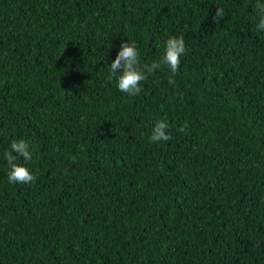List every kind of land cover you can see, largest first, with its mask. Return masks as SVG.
Wrapping results in <instances>:
<instances>
[{
  "label": "trees",
  "instance_id": "1",
  "mask_svg": "<svg viewBox=\"0 0 264 264\" xmlns=\"http://www.w3.org/2000/svg\"><path fill=\"white\" fill-rule=\"evenodd\" d=\"M256 2L0 0V264H264ZM169 36L187 49L175 86L164 66L121 93V41L150 64ZM14 139L31 184L7 180Z\"/></svg>",
  "mask_w": 264,
  "mask_h": 264
},
{
  "label": "clouds",
  "instance_id": "2",
  "mask_svg": "<svg viewBox=\"0 0 264 264\" xmlns=\"http://www.w3.org/2000/svg\"><path fill=\"white\" fill-rule=\"evenodd\" d=\"M255 9L256 16L258 17L256 29L257 31H264V3L257 0ZM225 14V8L217 6L215 16L213 17L214 22H219ZM186 51L182 36H169L164 41V50L160 59L158 61L154 60L150 64H142L135 41H121L117 55L109 66L111 78L121 93H125L128 96H137L141 93V83L147 79V76L167 66L172 73L168 78V83L175 86L174 76L179 71L180 58ZM81 119L83 120L84 117H81ZM186 128L187 124L177 130L184 132ZM168 129L169 124L167 121L157 119L151 128V133L148 137L149 141L152 143L169 141L171 136L168 133ZM29 147V143L24 139H14L10 142L9 150L4 152V159L8 168L7 180L9 183L31 184L37 179V176L19 162V157H23L24 161H31L32 153Z\"/></svg>",
  "mask_w": 264,
  "mask_h": 264
}]
</instances>
